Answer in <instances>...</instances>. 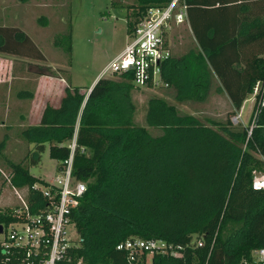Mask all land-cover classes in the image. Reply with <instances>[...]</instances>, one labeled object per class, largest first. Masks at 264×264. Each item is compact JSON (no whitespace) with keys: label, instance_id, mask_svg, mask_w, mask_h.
<instances>
[{"label":"trees","instance_id":"16d2710c","mask_svg":"<svg viewBox=\"0 0 264 264\" xmlns=\"http://www.w3.org/2000/svg\"><path fill=\"white\" fill-rule=\"evenodd\" d=\"M169 1L131 0L122 5L132 10L125 15L127 32L147 8L164 7ZM183 2L195 46L161 63L163 87L171 88L175 102H200L216 76L238 109L254 84L264 79V0ZM205 9L211 12L207 16ZM37 22L45 26L47 19L38 16ZM69 34L55 35L52 44L64 45L68 53ZM0 53L44 60L31 39L13 26L0 25ZM25 70L54 76L45 65L27 62ZM117 77L96 79L88 92L90 85L66 82L58 103L45 104L36 124L19 131L31 149L18 162H8L9 185L25 190L28 205L39 208L44 202L31 185L47 182L29 174L27 165L37 163L46 143L59 169L75 131L71 174L85 183V190L70 219L79 242L69 250L70 261L56 264H125L124 252L115 245L131 236L180 245L192 234L202 236L203 246L187 247L183 260L155 257L156 264H236L261 246L264 189L252 190L250 182L254 171L264 170V109L248 137L245 126L231 124L229 114L222 121L202 123L163 97L149 98L146 125H135L131 75ZM16 95L30 98L32 91ZM146 127L159 133L152 135ZM5 138L3 134L0 151ZM2 220L6 218L0 216ZM4 255L0 252V259Z\"/></svg>","mask_w":264,"mask_h":264},{"label":"rangeland","instance_id":"374dc122","mask_svg":"<svg viewBox=\"0 0 264 264\" xmlns=\"http://www.w3.org/2000/svg\"><path fill=\"white\" fill-rule=\"evenodd\" d=\"M129 2L131 0H29L25 3L0 0V25L22 30L44 56V60L39 61L0 53V140L6 134L4 147L0 151V209L18 203L14 190L24 193L23 189L14 188L7 181L10 170L8 162H18L32 147V143H27L19 131L25 126L36 124L44 98L48 101L46 104H55L58 92L62 95L66 82L72 86L90 85L107 62L124 47L129 41L125 15L132 11L124 6H128ZM205 10L206 16L211 13L209 9ZM38 16L46 17L45 26L38 24ZM68 30L70 48L67 53L64 45L57 48L52 40L57 34L64 38ZM166 41L171 56H179L195 46L191 30L184 21H170ZM27 62L49 66L54 76L27 72ZM19 77L25 81L26 86H23L24 81L19 80ZM105 77L119 80L117 74H105ZM223 86L214 76L203 101L180 103L173 100L171 88L132 86L129 91L134 107L132 121L135 125L145 126L147 100L151 97H163L174 104L179 112L191 114L202 123H207L206 120L209 119L222 121L227 114L230 118L234 113L240 112L242 122L233 126H246L251 95L247 94L240 107L235 110L234 105L227 101ZM217 87L221 89L217 90ZM26 89L32 91L31 100L16 95L18 91ZM45 89H49L50 93L45 92ZM146 128L152 135L159 133L153 127ZM57 166L58 162L49 155L48 145L45 143L37 163L28 164L27 169L34 177L50 182L58 175Z\"/></svg>","mask_w":264,"mask_h":264},{"label":"built area","instance_id":"2783aa9c","mask_svg":"<svg viewBox=\"0 0 264 264\" xmlns=\"http://www.w3.org/2000/svg\"><path fill=\"white\" fill-rule=\"evenodd\" d=\"M185 19L186 6L183 0H170L164 7L147 8L128 32L129 41L107 62L97 79L105 77V74L130 73L133 86H165L160 76V65L171 56L166 31L170 21L182 23ZM250 95L249 117L244 125L246 137L258 113L264 109V79L254 84ZM229 120L232 125L241 123L240 112L234 113ZM74 144L75 131L67 144L70 152L60 162L55 180L47 182V185H31V189L39 192L43 206L33 210L28 205L25 190L24 193L14 190L18 203L0 209V216L6 218L0 222V252L5 254L0 264H56L71 260L69 250L79 240L70 213L85 190L84 182L74 179L71 174ZM250 187L252 190L264 189V170L253 172ZM214 236L215 233L210 244ZM203 244L202 236L197 234L190 235L185 245L158 238L131 236L116 243L115 249L124 252L125 264H156L155 257L183 260L187 247H201ZM79 261L73 264H79ZM236 264H264V243L250 249L247 256Z\"/></svg>","mask_w":264,"mask_h":264},{"label":"crops","instance_id":"0c3cea01","mask_svg":"<svg viewBox=\"0 0 264 264\" xmlns=\"http://www.w3.org/2000/svg\"><path fill=\"white\" fill-rule=\"evenodd\" d=\"M184 22L187 24V27H188L189 30H190V27H189V25H188V21H187V19H186ZM120 50H121V49H120ZM120 50H119V51H120ZM119 51H118V52H119ZM118 52H117V53H118ZM117 53H116V54H117ZM230 71H231V70H230ZM231 72H232V71H231ZM97 76H98V75H97ZM97 76H95V77L92 79V81L90 82V84L94 83V81L97 79ZM233 81H235V80H233ZM233 81H232V83H233ZM227 82L230 83L229 80H227ZM63 87H64V86H63ZM229 87H232V85L229 84ZM62 90H63V88H62ZM44 91L47 92V93H50V90H49V89H47V90L45 89ZM59 93H60V92H58V99H57V101L55 102V104H53V105H56V104L58 103V101H59V99H60V97H61V95H60ZM225 97L227 98V101L229 102V104H232L227 94L225 95ZM31 98H32V97H30V98H23V99L31 100ZM23 99H22V100H23ZM46 102L48 103V101H46V98H44L43 106L46 104ZM241 104H242V103H241ZM43 106H42V108H43ZM42 108H41V109H42ZM41 109H40V111H39L38 118H39V115H40ZM235 110H236V109H235ZM38 118H37V121H38ZM1 122H2V120H0V125H1Z\"/></svg>","mask_w":264,"mask_h":264},{"label":"water","instance_id":"95a60500","mask_svg":"<svg viewBox=\"0 0 264 264\" xmlns=\"http://www.w3.org/2000/svg\"><path fill=\"white\" fill-rule=\"evenodd\" d=\"M91 85H92V84H91ZM91 85L89 86V88H88L87 92L89 91V89H90ZM0 231H1V226H0Z\"/></svg>","mask_w":264,"mask_h":264}]
</instances>
